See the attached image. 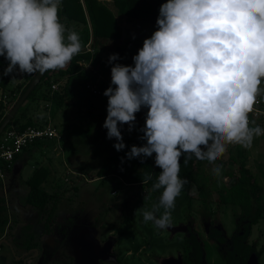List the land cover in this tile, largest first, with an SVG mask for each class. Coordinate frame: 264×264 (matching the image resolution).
Segmentation results:
<instances>
[{
  "label": "clouds",
  "instance_id": "1",
  "mask_svg": "<svg viewBox=\"0 0 264 264\" xmlns=\"http://www.w3.org/2000/svg\"><path fill=\"white\" fill-rule=\"evenodd\" d=\"M61 8L62 0H0V57L8 62L0 76L63 69L81 52L80 35L62 20ZM155 29L132 65L117 63L118 53L109 55L102 127L117 152L127 147L124 125L129 133H141L144 143L132 145L121 165L134 159L143 164L155 154L161 172L152 191H163L151 210L135 214L163 230L172 226L175 200L188 183L179 176L182 157L185 165L193 156L214 163L228 145L250 149L254 138L264 135V128L249 120L264 93V0H166ZM142 109H147L144 125L137 129ZM213 171L222 176V166ZM152 179L145 174L142 183Z\"/></svg>",
  "mask_w": 264,
  "mask_h": 264
},
{
  "label": "rangeland",
  "instance_id": "2",
  "mask_svg": "<svg viewBox=\"0 0 264 264\" xmlns=\"http://www.w3.org/2000/svg\"><path fill=\"white\" fill-rule=\"evenodd\" d=\"M100 1L116 15L122 27L123 39L131 35L148 38L156 30L155 24L141 20L127 23L125 18L117 15L110 0ZM87 48L91 50L89 46ZM93 64L88 62L89 66H83V72L70 76L68 80L75 81L77 88L82 81L91 85L98 81L99 87L104 86L107 77L98 72ZM98 74L101 76L98 77ZM261 88H264V81ZM78 92L73 95L71 103L80 102L66 115L52 99L40 100L39 107L46 106V109L41 107L40 111L53 114L51 123L60 140L39 141L31 156L24 162L18 160L19 164L16 163L15 167L14 161L1 180L0 196L5 201L9 227L4 226L3 234L0 230V236H5L0 246V264H21L13 260L23 253L24 247L21 245L28 233L34 235L32 245H35L34 252L38 254L28 261L29 264H42V256L72 264H102L106 262L103 253H106L105 247L109 245V254L121 263L138 261L146 255L167 261L176 260L182 256L186 258V251L189 250L184 238L191 229L196 232L205 250L206 264H213L217 249L208 239V231L211 227H217L230 238L235 229L234 215L238 211L236 207L218 203L217 191L221 183L212 178L215 162L196 160L204 186L201 190L195 189L190 199L183 192L176 198L171 227L161 230L151 221L145 223L142 213L135 214L136 210H151L162 192L155 193L138 185L125 184L116 176L103 179L96 176L98 168L105 161L103 148L114 139L106 138L107 130L102 127L104 121L100 128L85 134L88 122L84 120V102L86 99L94 102L96 97L89 96L88 92ZM31 103L30 110L34 106L38 108L36 101ZM103 104L105 120L107 102ZM233 146L227 147L224 160L227 161ZM241 150L246 157L247 168L262 187L264 205V135L254 138L250 149L241 147ZM39 167L49 170L48 183L43 187L56 198V202H50L43 212L24 204L28 192L24 181ZM162 212L163 209H160L157 215ZM248 242L261 252L259 264H264V219L252 227Z\"/></svg>",
  "mask_w": 264,
  "mask_h": 264
},
{
  "label": "trees",
  "instance_id": "3",
  "mask_svg": "<svg viewBox=\"0 0 264 264\" xmlns=\"http://www.w3.org/2000/svg\"><path fill=\"white\" fill-rule=\"evenodd\" d=\"M110 2L116 9L117 15L122 19L125 18L127 23L141 20L155 24L158 16V9L166 0H110ZM59 15L62 20L63 18L67 19L68 27L74 28L75 31L79 33L82 50L78 55L72 58L65 68L45 72L44 76L34 87L25 102L28 101V103H31L42 99H50L52 97L51 85L58 84L56 92L61 96V100H59L60 103L66 101L70 104V101L66 100L70 86L67 85V82L62 84L61 79L79 74L81 71L80 63L82 61L94 62L93 67L107 77V83L100 87L97 85L99 94L92 95L85 88L89 83L87 81L80 82L81 93L88 92L89 96L96 97V101L94 102L90 99H86L84 102L86 116L84 120L88 122L85 134H89L92 130L100 128V125H102L104 121V115L102 114L103 103L107 102V98L103 96V92L110 86L111 82V65L107 63L109 55L118 53L122 59L117 61V63L132 65V57L137 53V50L142 47L145 38L136 35L135 39H133V35H131L123 39L122 27L116 15L100 0H62V8ZM87 45L92 52L86 50ZM7 65L8 62L3 57H0V73L3 72V69L6 68ZM25 75L26 78L22 84H17L13 88L7 87L9 76H0V89H2L3 93L0 98V125L7 113L22 96L36 73ZM74 94L77 95V92ZM69 98H72V96L67 99ZM28 110L27 106H21L4 130L15 127L19 131H22L29 126H39L35 123L33 118L28 116ZM146 112L147 109H142L140 113L136 114L137 129L143 127ZM139 135H141V133L137 130H133L129 133L127 137L124 138V143L127 147L121 152H117L113 148V144L116 142L115 140L105 146L103 148L106 153L105 161L98 168L96 176L101 179L108 176H116L125 184L138 185L141 188L152 191V184L155 182L156 175L161 172V169L154 166L155 154L152 158L146 159L143 164L139 162V159L126 161L123 165H121L120 161V157H123L132 145L141 146L144 143L138 139ZM38 143L39 142L34 144L30 150H28L29 147L16 155L13 162L15 160L17 162L18 160L24 162L31 156ZM232 148L233 149L229 151L230 154L228 155L227 161L224 160L223 157L215 161L216 166H222V176L217 177L213 173L212 178L213 181L221 183V187L217 191L218 203L224 206L230 205L238 209L234 215L236 218L235 230L229 241H227L222 233L214 227L209 229L208 236L211 240L218 243V247L219 245L222 246L229 264H245L250 253L256 254L255 248L248 244L251 229L259 220L264 219L262 187L247 168L241 146L234 145ZM196 160L197 159L193 156L185 165L183 163V157L181 158L179 176L188 181L182 190L188 199L191 198L190 196L193 193V188L201 190L204 186L202 178H200V170L196 166ZM229 163H232V165L229 166ZM121 168H123V171H121ZM9 170L4 169V173L6 174ZM148 173L153 174V179L146 184L142 183L145 174ZM49 177V170L45 167H39L24 181L25 185L28 187V192L24 198L25 205L43 212L47 209L50 202L55 201L56 198L43 187L44 184L48 183ZM224 177L227 179L225 180ZM0 189H2L1 180ZM162 191L163 189L153 192L158 193ZM53 210L54 208L51 209V212H53ZM7 220L5 201L3 196H0V230H2V232ZM189 234L188 242L190 243V247L192 246L193 254H196L199 260L201 252L198 242L192 233Z\"/></svg>",
  "mask_w": 264,
  "mask_h": 264
},
{
  "label": "built area",
  "instance_id": "4",
  "mask_svg": "<svg viewBox=\"0 0 264 264\" xmlns=\"http://www.w3.org/2000/svg\"><path fill=\"white\" fill-rule=\"evenodd\" d=\"M87 51L90 50L88 49ZM85 88L92 95L99 94L98 89L93 85L87 84ZM50 89L51 94L56 92L57 85L52 84ZM249 120H255L258 125L264 128V93L257 97V103L254 111L249 114ZM250 126L252 125L250 124ZM52 139L60 140V137L49 120L43 125L29 126L22 131L15 127L3 130L0 134V180L4 179V169L9 170L12 168L16 155L39 141Z\"/></svg>",
  "mask_w": 264,
  "mask_h": 264
},
{
  "label": "flooded vegetation",
  "instance_id": "5",
  "mask_svg": "<svg viewBox=\"0 0 264 264\" xmlns=\"http://www.w3.org/2000/svg\"><path fill=\"white\" fill-rule=\"evenodd\" d=\"M6 225H7V227H9L8 226L9 225L8 222L6 223ZM214 228L218 229L217 227H214ZM218 230L222 233L223 237L227 241L230 240L232 235L230 236V238H227V236H225L224 233L220 229H218ZM3 232H2V234H3ZM189 233H192V235L196 238V241L198 242V246H199L200 252H201L199 260H198L197 255L193 254V251H192V248H191L192 246L190 247V243L188 242V237L190 235ZM186 234L187 235H186V237L184 239H185V242H186V246L188 247V250H189V251H186V254H185L186 258H182V257H185V256H182V257H180V258H178L176 260L175 259H171V260L167 261L166 259H160V258L155 257L153 255H151V256L146 255L143 258H140V260H138V261L134 260L132 262H122L121 263V262H118V259H116V257L113 258V256H111L109 254V252H110L109 249H111V245H109L108 247H105V252L106 253H103L104 254L103 257H104L106 262L107 261H111V264H206V261H205V250H204L203 246L201 245V242L196 237V235H195L196 232L194 233L192 231V229H191V231H189ZM207 237H209L208 234H207ZM3 238L0 236V246L4 242L5 238L4 239ZM208 239H210V238H208ZM33 240H34V235L32 233H28L24 237L23 245H21V246L24 247L23 248V253L21 254L20 257L18 256L15 260H13V262L19 261L21 264H29L28 261H30L32 258H36V256L38 254H37V252H34L36 250V248H35V245H32ZM211 241L214 244V248L216 247L215 250L217 249V251H216L217 255L215 257L216 259L213 261V264H229V261L227 260V256H226L225 251L223 250L222 246L219 245V247H218V243L214 242L213 240H211ZM188 243H189V245H187ZM248 244L250 246H252L249 242H248ZM27 245H28V247H27ZM10 249L11 248L9 247V250ZM255 250H256V254L250 253L248 255V257H247V260H246L245 264H259V258L261 257V252H259L256 248H255ZM12 252H13V250H12ZM14 255H15V253H14ZM40 260H41L42 264H72L71 262L65 263L64 261L61 262V261H58L56 259L49 260V259H46L44 256H42L40 258Z\"/></svg>",
  "mask_w": 264,
  "mask_h": 264
},
{
  "label": "crops",
  "instance_id": "6",
  "mask_svg": "<svg viewBox=\"0 0 264 264\" xmlns=\"http://www.w3.org/2000/svg\"><path fill=\"white\" fill-rule=\"evenodd\" d=\"M88 47V46H87ZM90 48V47H89ZM86 50H88V48L86 49ZM90 52H92L91 50H90ZM87 63L88 62H84V61H82L81 63H80V65H81V71H80V73L81 72H83L85 69L83 68V66H89V65H87ZM89 63H92L91 61L89 62ZM98 71V70H97ZM99 72V71H98ZM102 74V73H101ZM13 75H15V79H12V77L11 76H9V83H8V85H7V87L8 88H13L15 85H17V84H22V82L25 80V78H26V75L25 74H20L19 72H16V73H14ZM75 75V74H74ZM73 75V76H74ZM99 76H101L100 74H98V77ZM69 78V77H68ZM68 78H62L61 79V83L63 84V83H65V82H67V85L68 86H70V88H69V91H68V93H67V97H66V100H69L70 101V104H68L66 101H63V102H61L60 103V101L59 100H61L60 99V94L58 93V92H54V93H52V97L50 98V99H52V101L55 103V106L57 107V108H59V110L61 111L62 110V112H63V114H67L68 112H69V109L70 110H72L73 108H75V107H77V105H78V103L80 102H76V103H71V99L72 98H69V99H67L68 97H73V95H74V93H76L77 92V94H78V91L80 90V87L79 88H77L78 87V84L74 81V82H72V81H70V80H68ZM89 83V82H88ZM97 83H98V81H97ZM97 83L96 84H93V86H95L96 88H97ZM90 84V83H89ZM58 85V84H57ZM91 85V84H90ZM2 89H0V98H1V96H2ZM36 103H38V108L37 107H33L31 110H30V108H31V104L32 103H28V101L26 102V103H24L22 106H27L28 107V116L29 117H31V118H33L34 119V121H35V123L37 124V125H43L44 123H46V122H48V120L50 121V122H52V116H53V114L51 113V114H49V113H43L42 111H40V108L42 107L43 108V106H44V108L46 109V106L45 105H43V106H40L39 107V103H40V100L39 101H36ZM35 109H36V111H35ZM41 114L43 115V118H41L40 119V117H41ZM41 120V121H40ZM52 124V123H51ZM125 126V127H124ZM123 126V128H122V135H123V138H125V137H127V135L129 134V132L127 131V125H124ZM68 133V132H67ZM32 147V146H31ZM31 147L28 149V150H30L31 149ZM246 158V157H245ZM15 164H14V167H15V165H16V163H18L16 160H15V162H14Z\"/></svg>",
  "mask_w": 264,
  "mask_h": 264
},
{
  "label": "water",
  "instance_id": "7",
  "mask_svg": "<svg viewBox=\"0 0 264 264\" xmlns=\"http://www.w3.org/2000/svg\"><path fill=\"white\" fill-rule=\"evenodd\" d=\"M45 73L40 74L36 73V75L32 78L30 81L28 87L22 94V96L18 99V101L15 103V105L12 107V109L7 113L5 118L3 119L1 125H0V134L2 131L5 129V127L8 125V123L11 121V119L14 117V115L17 113L18 109L23 105V103L26 101L27 97L29 94L32 92L34 87L40 82L42 77L44 76Z\"/></svg>",
  "mask_w": 264,
  "mask_h": 264
}]
</instances>
